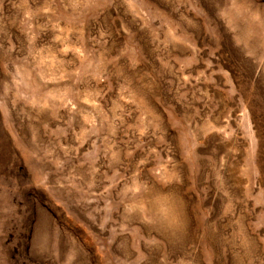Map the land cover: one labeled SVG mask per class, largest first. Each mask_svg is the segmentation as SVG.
<instances>
[{
	"label": "rangeland",
	"instance_id": "374dc122",
	"mask_svg": "<svg viewBox=\"0 0 264 264\" xmlns=\"http://www.w3.org/2000/svg\"><path fill=\"white\" fill-rule=\"evenodd\" d=\"M0 264H264V0H0Z\"/></svg>",
	"mask_w": 264,
	"mask_h": 264
}]
</instances>
